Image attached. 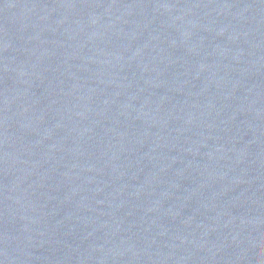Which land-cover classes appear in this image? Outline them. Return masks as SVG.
<instances>
[{
    "label": "water",
    "instance_id": "obj_1",
    "mask_svg": "<svg viewBox=\"0 0 264 264\" xmlns=\"http://www.w3.org/2000/svg\"><path fill=\"white\" fill-rule=\"evenodd\" d=\"M0 264H264V0H0Z\"/></svg>",
    "mask_w": 264,
    "mask_h": 264
}]
</instances>
